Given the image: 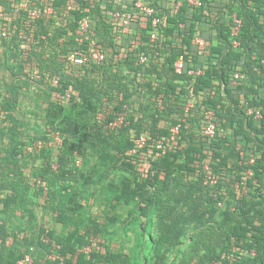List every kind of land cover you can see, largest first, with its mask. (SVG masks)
Here are the masks:
<instances>
[{"label":"trees","instance_id":"obj_1","mask_svg":"<svg viewBox=\"0 0 264 264\" xmlns=\"http://www.w3.org/2000/svg\"><path fill=\"white\" fill-rule=\"evenodd\" d=\"M68 1L17 0L11 4L8 0H0V5L4 7L3 15H0V38L26 40L33 36L31 35L33 33L36 36V44H40L38 41L45 43L43 35L46 34L49 37L47 21H58L59 29L72 27L77 30L78 23L75 21L85 13L86 7H90L93 38H95L94 34H101V30L112 32L113 25L109 21L114 19L117 22L113 17L115 11L129 13L132 17L136 11L147 17L136 7L135 2L130 8L115 9L110 1L75 0L80 6L69 13L65 8ZM143 1L156 9L155 14L162 21L155 28L152 17H147V25L142 29V33L147 38L148 36L151 38L152 32L157 29L159 35L167 39L166 43L171 51L169 71L172 72L173 78L180 79L186 84H179V87L167 89V91L157 90V95L165 94L162 97L163 102L168 99L167 93L173 94L174 101L171 104L170 113H176V117L167 119V122L172 124L168 123V126L161 127L160 117L163 113L157 114L158 119L153 118L152 135L144 147L136 150L141 152L153 146L157 159L151 160L152 169L147 174L149 177L137 171L138 175L134 180L123 181L117 192L110 193L111 196L108 199L109 202L119 200L130 208L131 214H135L137 208H140L141 228L145 235L144 233L141 235L142 239L137 247L138 250L135 251L136 254L131 256L125 252L113 250L109 241L110 231L99 225L93 217H88L84 213L87 212V205L81 202L85 200L83 197L81 200L77 199L78 194L83 196V193H77L74 188L73 180L76 179V173L73 169L81 164H78L77 160L81 158L80 154H85L86 144L90 141L88 125L96 117L102 104V98L98 96L100 90L83 89L81 86H76L77 91L80 92L77 96L71 89L73 86L71 81H68L62 74L59 84H54V78L51 80V89L55 95H63L69 89L72 90V94L65 100L57 98L56 101H51L47 111V120L50 125L57 126L59 136L62 137L60 130L67 131L61 145L66 157L69 158L71 168L65 170L64 165H61V178L64 182L58 187L59 190L56 189L61 195L57 206L60 209V222L63 224L72 222L75 227L70 230L69 234L54 238L58 245L56 252H52L54 244L50 241L41 243V247L46 248L48 252L40 251L42 258L45 257L44 261L35 260L36 246L30 245L25 252L9 253L10 256L5 264H17L18 260L27 253L32 255L31 264H103L104 261L110 264H150L154 258L164 261L167 249L176 246L181 237L187 236L189 230L181 218L174 217L172 212L167 211L158 217V225L153 228L151 214L157 208L160 209L162 204L158 191L166 192L179 173L188 176L196 174L206 160H209L212 173L219 179V183L214 186L218 187L226 181H232L237 185L243 180V188L239 190L241 192L236 194V198L221 213V222L218 224L223 232L222 242L220 250L213 254L210 263L264 264V19L261 18L264 17V0H231L219 7L214 5L216 0H198L199 4H193L189 0H168L173 6H165L163 4L165 0ZM22 3H27V7H21ZM43 6L54 7L55 12L41 14L31 25H26L24 21L28 17L29 10ZM234 14L243 20L237 36L240 41L239 47L233 46L231 34ZM63 15L69 16V22L63 23L60 20ZM3 28L9 29L11 35L2 36ZM77 35H74L70 41L74 47L68 50L67 61H69L68 55L76 48L88 50V45H79L76 41ZM198 36L206 40L200 52L193 51L192 48ZM180 55L184 56L185 64L183 72L177 73L174 69V62ZM104 61L107 62V59ZM199 69L203 70L201 74L190 73V70ZM59 70L58 67L51 71ZM236 71H241L243 74V77L236 82L239 91L244 96L245 103L241 98L238 99L229 87L234 81ZM13 74L18 76L19 73L13 71ZM216 81H220L222 87L216 84ZM147 84L151 86L150 83ZM187 84H191L192 92L196 96L202 94L201 99L196 97V103L188 111L186 110L187 104L192 97ZM16 86L18 85L14 84L13 88L18 90ZM223 90L226 96L222 95ZM158 101L157 98L152 103L158 104ZM248 105L260 111L261 116L257 117L255 113L248 114ZM117 109L118 111L123 110L121 104ZM209 110H213L218 124L216 135L213 138L204 134V128L209 122L207 114ZM187 112L191 117H188ZM196 114L200 117L192 118ZM115 116H111L115 118L113 121L119 115ZM179 118L182 119L183 124ZM127 121L128 117L120 126ZM179 122L182 124L180 134H184V137L186 134L190 143L186 146L181 143L165 154L157 156L154 139L167 137L170 128ZM130 124L126 126L129 128H125L123 132L125 145H120V149L122 146L121 156L134 159L136 155L127 153L130 148H136V140L142 136V133L134 117L130 119ZM131 128H134L133 131ZM17 155L22 156L23 151L20 150ZM252 158L254 162L251 163ZM123 162L128 164L126 161ZM247 170L252 171L251 175L246 174ZM64 173L69 174L71 178H67L66 174L64 177ZM35 175L38 180H41L40 174L35 173ZM205 176L206 169L204 179ZM147 185L152 187L153 192L157 190V194L142 193ZM24 190L22 188L17 191L11 201L5 199L6 206H9L8 202L20 205L21 192ZM134 200L141 201V205L137 204L138 207L133 205ZM115 204L111 202V205ZM78 210L84 214L81 216L77 214L78 217L69 215V212H78ZM8 214L9 207L0 210V218ZM216 214L217 209L213 208L211 217L215 218ZM2 227L0 220V231L3 230ZM99 235L104 239L101 246L106 249L105 251L95 245ZM49 254L54 258H50ZM0 264H4L3 261Z\"/></svg>","mask_w":264,"mask_h":264},{"label":"rangeland","instance_id":"obj_2","mask_svg":"<svg viewBox=\"0 0 264 264\" xmlns=\"http://www.w3.org/2000/svg\"><path fill=\"white\" fill-rule=\"evenodd\" d=\"M5 41L6 39H2L0 47L6 45ZM13 46L17 48L16 43ZM36 49L35 47L33 50ZM16 51L14 50L15 54L7 59L1 56L3 62L0 61V210L9 207V214L0 218L3 226V230L0 231L2 255L0 263L3 261L4 264L10 256L9 253L25 252L30 245L36 246L35 260L44 261L45 257L42 258L40 251L48 252L46 248L41 247V243L50 241L54 244L52 252H56L58 245L54 238L69 234L75 227L72 222L66 224L60 222V209L57 206L61 195L56 189L59 190L58 187L64 182L61 178V165H64L65 170L71 168L69 158L66 157L61 145L67 131L62 132L59 129L62 137L59 136L57 126L50 125L47 120L50 103L56 101L58 97L50 84L47 87H40L37 76L34 79L33 73L21 70L23 65L21 61H24L25 56L21 52L16 54ZM149 53L152 55V52ZM35 61L36 59L25 60L24 65L26 63L28 67L29 65L33 67ZM152 61L153 58L150 56L149 62ZM13 71L15 73L21 71L20 77L13 75ZM21 76L25 78L30 76V79L27 78L26 83H23L24 79H21ZM14 82L17 83L18 90L13 88ZM31 82L33 83L30 84ZM74 92L76 93V90ZM145 97V94H141L137 100L133 99L129 103L114 98L107 102L102 99L96 117L88 125L90 141L86 144L85 154L79 155L81 164L73 169L76 173V179L73 180L74 188L77 193H83V196L78 194L77 199L81 200L83 197L85 200L81 202L87 205V212L84 213L110 231L109 241L113 250L131 256L138 250L141 235L143 233L145 235L141 228L140 208H137L135 214H131L130 208L119 200L109 202L108 199L110 193L117 192L123 181L134 180L138 175L137 171L143 176H148L152 169L151 160L157 157L153 146L141 152L130 148L127 154L136 155L134 159L121 156L120 145H125L123 132L125 128H129L126 126L131 125L130 119L134 117L139 123L142 135L149 138L153 133L154 117L163 113L162 117L159 116L161 127L171 123L167 122V119L176 117V113H170L171 104L166 101L160 103V100L158 104L152 102L145 104ZM119 104L123 108L122 111L117 109ZM121 114L128 117L127 123L113 128L111 123L115 118L111 116ZM179 120L182 122V119ZM133 129L131 128V131ZM183 135L182 133L179 135L175 147L181 143L185 146L190 143L186 134L185 137ZM20 150L23 151V155L19 157L17 154ZM208 166L209 160H206L196 174L188 176L179 173L166 192L158 191L162 204L160 209L157 208L151 214L153 228L158 225V217L167 211L172 212L174 217L181 218L189 231L187 236L180 238L176 246L167 249L164 261L154 258L150 264H211V257L220 250L223 232L218 223L221 222V213L241 191L232 181H226L218 187L206 183L204 174ZM35 173L41 175V180L36 178ZM65 174L64 177L67 175ZM67 178L71 176L68 174ZM22 188L25 190L21 192L20 205L8 202L9 206H6L5 199L11 201L12 196ZM142 193L157 194V190L153 192L152 187L147 185ZM218 200L222 202L221 206L217 205ZM111 202L116 204L111 205ZM140 202L134 200L133 205L138 207L141 205ZM213 208L217 209L215 218L211 217ZM84 213L78 210L69 212V215L81 216ZM103 242L104 239L99 235L95 245L105 251L106 249L101 246ZM103 264L110 263L104 261Z\"/></svg>","mask_w":264,"mask_h":264},{"label":"crops","instance_id":"obj_3","mask_svg":"<svg viewBox=\"0 0 264 264\" xmlns=\"http://www.w3.org/2000/svg\"><path fill=\"white\" fill-rule=\"evenodd\" d=\"M8 1L12 4L17 0ZM105 1H110L113 3V7L115 9H127L132 7L136 0ZM225 2H231V0H216V4L214 3V5L219 7ZM234 3L237 4V2ZM163 4L165 6H173V4L168 0L163 1ZM79 6L80 5L77 1L69 0L67 2V7L65 8L66 11L72 13L71 11L78 9ZM85 10H90V7H86ZM261 18L264 19V17ZM10 20H13V18H10ZM147 20V17L135 11V14L129 24L125 25L122 22L119 23L113 19L109 21L110 24L113 25L112 32L110 31L109 33L101 30V34H96L98 38L95 36L96 38L93 39L95 40L96 44L97 41H99L97 46L105 53V59H107V62L104 60L97 61L90 58V61L87 65L81 66L67 61L66 57L68 50H72L74 47L70 41L73 39L74 35L78 34V28L77 30L73 29L72 27H64L59 29L60 23L58 21H47L49 37L46 34L43 35L45 43L38 41L40 43L39 45L36 44V36L33 33L31 34L33 36L27 38L26 40H13L12 38H4L6 39V45L0 47V59L1 56L6 57L7 59V57L11 56L12 54L14 55V50H17L16 54L21 52V54L25 56L23 57L24 61H32L36 59V63H34L33 67L30 65L28 67L26 63L25 66L24 61H21V64H23L21 66V70H24L25 72L30 71L29 73H33L32 77L34 79L35 76H37L40 87H47L48 84H51V80L53 78H55L58 74L62 77L63 74V76L68 81L70 80L73 84V86L71 85L73 87H71V89L76 90V93L74 90L73 93L77 96H79L80 92L77 91L76 86H81L83 89L91 90V88H93L100 90V95L98 96H100L104 102L110 101L114 98L118 101L129 103L133 99L137 100L139 95L145 94V104L155 102L157 98L160 100V103H162V97H164L165 94L162 93V95H160L158 93L159 95H157V90L167 91V89L176 88L179 84L185 85L186 83L180 79L173 78L171 75L172 72L169 71V58L171 51L168 44L166 43L167 39L164 36L159 35L157 40H152L149 38V36L147 38V36L142 33V29L147 25ZM198 37L202 38L204 42H206L205 38L200 36ZM2 39L3 38H0V45L2 44ZM15 43L17 44L16 49L13 46ZM202 46L203 45L198 44L197 41L194 42V46L192 47L193 51L200 52ZM35 47L37 49L33 50ZM148 50L149 52H152L153 57L148 52ZM142 54L148 55L149 60L151 56L153 61L150 63L148 60V62L145 64L138 62L139 57ZM0 61L3 62L2 59ZM51 64H53L55 68L59 67L60 70L57 72H52L51 70H53V66ZM18 67L19 64L17 65L16 70ZM20 72L18 77L21 75ZM235 73H237V71ZM29 77L27 76L28 79H30ZM22 78L24 79L23 83H26L27 78L21 76V79ZM14 83L17 84L16 82ZM32 83L33 82L30 84ZM147 83H150L151 86ZM216 84L222 87V83L220 81H216ZM229 87L230 90L235 93L236 97H238V99L241 98L243 103H245L244 96H242L241 92L239 91L238 83L233 81ZM188 89H190V96L192 97V100H190L188 104H191L193 107L197 101L196 97L201 99L202 94L196 96L192 92L191 84L188 85ZM222 95L226 96L224 90ZM167 97L169 100L166 99L167 101H165L169 104H172L174 101L173 94L167 93ZM14 100L18 101V99ZM9 102H11V98ZM187 115L188 117H191L188 112ZM199 117L200 115L196 114L192 118L197 119ZM155 118L158 119V116ZM249 171L250 170L246 171L247 175H251ZM237 186L243 188V180L238 182Z\"/></svg>","mask_w":264,"mask_h":264},{"label":"built area","instance_id":"obj_4","mask_svg":"<svg viewBox=\"0 0 264 264\" xmlns=\"http://www.w3.org/2000/svg\"><path fill=\"white\" fill-rule=\"evenodd\" d=\"M193 4H199L198 0H189ZM135 5L137 8L141 10L147 17H152V22L153 26L157 28L159 24L161 23L162 19L159 16H156L155 12L156 9L148 4H146L143 0H136ZM21 7H27V3H22L20 5ZM4 12V7L0 5V15H3ZM54 7L52 6H43V7H38V8H33L29 10L28 17L25 19L24 23L26 25H31L38 17H40L41 14H51L54 13ZM113 17L118 21L122 22L123 24L127 25L130 23L132 20V16L129 13L122 12L120 10L115 11L113 13ZM60 20L63 23L69 22V16L68 15H63L60 17ZM75 22L78 23V35L76 36V41L79 43V45H88V50H83L80 48H76L74 51H72L68 55V60L76 65H87L90 61V58L95 59L97 61H102L105 59L106 55L105 53L97 46L95 40L91 36V31H92V21H91V16L89 14V10H85V13ZM243 20L240 18L237 14L233 15V23H232V29H231V34L233 38V46L234 47H239L240 46V41L237 39V36L240 33L241 26H242ZM11 32L7 28H3L2 30V36H10ZM159 37V33L157 29H155L152 34H151V39L152 40H157ZM197 43L203 45L205 42L202 38H197ZM149 60L148 55L142 54L139 57V62L140 63H147ZM184 56L180 55L174 62V69L175 72L177 73H182L184 70ZM203 72L202 69H199L197 71L190 70V73L192 74H201ZM243 77V74L240 72H237L234 74V81H238ZM60 75H57L54 78V84H59L60 83ZM72 90L69 89L66 91L65 94H57L56 96L59 99L65 100L71 97ZM192 107L191 104L187 105V111ZM247 113L248 114H253L255 113L257 117L261 116L260 111L256 110V108L249 106L247 107ZM208 114V119L209 122L204 128V134L209 137L213 138L216 135L217 131V122L214 118V112L213 110H209L207 112ZM126 119V115L121 114L118 116V118L111 123L113 127H118L120 126L124 120ZM182 128V124L179 122L175 125H173L170 128V133L167 137L162 138V139H154V145L157 149L156 155L160 156L162 154H165L168 150H171L175 146V142L177 138L180 135V131ZM148 141V138L142 135L140 138L136 140V148L134 150H137L138 148H142L145 146L146 142ZM78 164L81 163V161L78 159L77 160ZM251 163L254 162V158L251 159ZM249 173H252L250 170ZM205 182L206 183H211L213 185H217L219 183V179L214 176V174L211 171V168L208 166L206 167V176H205ZM222 202L219 200L218 201V206H221ZM50 258H54L53 255H50ZM32 262V255L31 253L25 254L23 258L18 260L17 264H31Z\"/></svg>","mask_w":264,"mask_h":264}]
</instances>
